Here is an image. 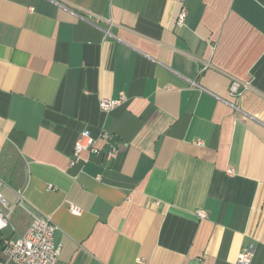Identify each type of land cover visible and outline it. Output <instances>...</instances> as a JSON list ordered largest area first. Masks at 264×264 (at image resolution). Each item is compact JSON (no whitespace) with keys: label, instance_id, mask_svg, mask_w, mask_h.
I'll return each instance as SVG.
<instances>
[{"label":"crops","instance_id":"obj_1","mask_svg":"<svg viewBox=\"0 0 264 264\" xmlns=\"http://www.w3.org/2000/svg\"><path fill=\"white\" fill-rule=\"evenodd\" d=\"M0 176V264L31 211L60 264H264V0H0Z\"/></svg>","mask_w":264,"mask_h":264},{"label":"built area","instance_id":"obj_2","mask_svg":"<svg viewBox=\"0 0 264 264\" xmlns=\"http://www.w3.org/2000/svg\"><path fill=\"white\" fill-rule=\"evenodd\" d=\"M187 17L186 10L183 9L178 17V23H184ZM247 88L246 85L238 79H233L230 85V93L233 96H240ZM127 97L124 93L118 98L103 97L100 101V106L104 111L110 112L117 106L126 101ZM103 138L109 143L108 157L114 158L119 152L112 144V136L108 132L103 133ZM84 150H90L97 153L99 150L96 147V142L89 129H84L77 139L74 147L73 158L71 163L74 164L81 157ZM227 172L234 174V169L230 168ZM7 184L0 176V232L11 226L10 216L14 209L10 206L3 194V188ZM24 198L20 195L18 204L23 205ZM74 214H80L82 209L77 205L70 206ZM199 217H207L204 210L197 212ZM32 221L28 228L22 234L13 236H2V249L7 260L5 264H60L59 257L61 253V245L55 241V232L58 229L57 224L50 216L31 211ZM15 232V229H14ZM255 254L254 247L243 249L238 257L237 264H250Z\"/></svg>","mask_w":264,"mask_h":264}]
</instances>
